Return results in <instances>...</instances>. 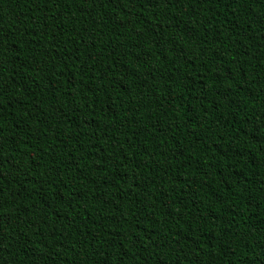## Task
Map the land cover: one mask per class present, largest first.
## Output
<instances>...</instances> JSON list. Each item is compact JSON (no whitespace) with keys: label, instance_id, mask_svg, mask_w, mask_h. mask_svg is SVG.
Masks as SVG:
<instances>
[{"label":"trees","instance_id":"1","mask_svg":"<svg viewBox=\"0 0 264 264\" xmlns=\"http://www.w3.org/2000/svg\"><path fill=\"white\" fill-rule=\"evenodd\" d=\"M0 264H264V0H0Z\"/></svg>","mask_w":264,"mask_h":264}]
</instances>
